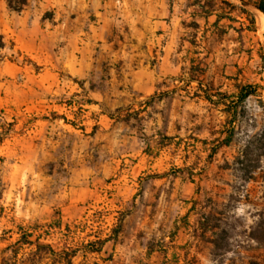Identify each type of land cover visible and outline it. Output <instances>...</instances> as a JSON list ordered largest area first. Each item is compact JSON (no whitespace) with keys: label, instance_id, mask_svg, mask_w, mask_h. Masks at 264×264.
Instances as JSON below:
<instances>
[{"label":"rangeland","instance_id":"rangeland-1","mask_svg":"<svg viewBox=\"0 0 264 264\" xmlns=\"http://www.w3.org/2000/svg\"><path fill=\"white\" fill-rule=\"evenodd\" d=\"M260 1L264 4L239 0L241 13L249 11L250 23L255 12H262L256 6ZM6 2L16 11L27 4ZM262 16L263 27L258 25L255 32L241 26L239 44L232 48L224 28L200 33L201 40L210 41L213 58L201 56L190 77L207 72L192 87L218 110V122L211 117L207 127L218 141L168 137L160 143L169 146L161 166L177 176L192 172L204 189V205L191 214L183 192L171 207H154L153 223H143L134 233L136 218L127 219L134 208L131 194L122 199L108 188L85 197L77 191L82 187L80 171L92 161L82 132L62 134L59 115L53 112L9 106L7 93L13 86L6 81L8 74L2 76L1 63L18 61L23 67L30 61L18 60L9 47L4 50L0 35V264H66L68 258L73 264H264ZM236 59L239 65L227 64ZM232 72L238 75L233 81ZM242 86L255 92L240 102L232 123ZM68 120L78 126L80 108ZM233 127L226 144L223 140ZM135 216L143 221L145 213L141 209Z\"/></svg>","mask_w":264,"mask_h":264},{"label":"crops","instance_id":"crops-1","mask_svg":"<svg viewBox=\"0 0 264 264\" xmlns=\"http://www.w3.org/2000/svg\"><path fill=\"white\" fill-rule=\"evenodd\" d=\"M6 1L0 0L4 50L30 61L23 67L2 61V76L13 86L8 104L59 115L62 134L82 132L92 161L81 169L77 191L131 194L133 233L153 223L154 207H171L183 192L191 214L202 207L201 183L192 172L177 176L162 167L169 146L160 143L168 137L218 141L207 129L211 117L218 122V110L192 87L207 72L190 77L201 56L213 58L200 33L224 28L232 48L241 26L263 27L264 13L255 12L250 23L239 0H27L19 11ZM234 62L239 65L238 59L227 64ZM78 108L82 120L73 126L68 119ZM141 209L143 221L135 216Z\"/></svg>","mask_w":264,"mask_h":264},{"label":"trees","instance_id":"trees-1","mask_svg":"<svg viewBox=\"0 0 264 264\" xmlns=\"http://www.w3.org/2000/svg\"><path fill=\"white\" fill-rule=\"evenodd\" d=\"M25 1V0H24ZM256 6L258 9H260L263 13H264V4L262 1H260L259 3H256ZM3 45V43H2ZM2 45H0V47H2ZM255 90L254 88H252L251 86H242L240 94L238 96V102L237 105H235L233 108V113L235 114L232 117V123L236 120L237 118V114H238V107L240 102H242L246 97H248L250 94L254 93ZM235 132V128L233 127L231 129V132L227 135V137L223 140V142H225L226 144H228L233 136V133ZM31 241H28L26 243H30ZM66 264H73L72 260L70 258H68Z\"/></svg>","mask_w":264,"mask_h":264},{"label":"clouds","instance_id":"clouds-1","mask_svg":"<svg viewBox=\"0 0 264 264\" xmlns=\"http://www.w3.org/2000/svg\"><path fill=\"white\" fill-rule=\"evenodd\" d=\"M236 212H237V214L239 215V214H242V212H243V207L241 206V207H238L237 209H236Z\"/></svg>","mask_w":264,"mask_h":264},{"label":"bare ground","instance_id":"bare-ground-1","mask_svg":"<svg viewBox=\"0 0 264 264\" xmlns=\"http://www.w3.org/2000/svg\"><path fill=\"white\" fill-rule=\"evenodd\" d=\"M263 17V16H262ZM263 22H264V18H263Z\"/></svg>","mask_w":264,"mask_h":264}]
</instances>
